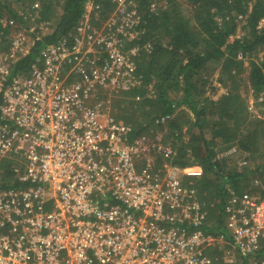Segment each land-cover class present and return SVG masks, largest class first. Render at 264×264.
I'll list each match as a JSON object with an SVG mask.
<instances>
[{"label": "built area", "instance_id": "obj_1", "mask_svg": "<svg viewBox=\"0 0 264 264\" xmlns=\"http://www.w3.org/2000/svg\"><path fill=\"white\" fill-rule=\"evenodd\" d=\"M109 1L103 14L88 0L75 30L5 87L32 42L14 32L0 52V163L14 160L28 183L0 181V264H264V179L230 196L219 227L193 186L201 168L173 163L170 145L133 137L114 115L113 90L141 83L140 45L125 42L141 11Z\"/></svg>", "mask_w": 264, "mask_h": 264}, {"label": "trees", "instance_id": "obj_2", "mask_svg": "<svg viewBox=\"0 0 264 264\" xmlns=\"http://www.w3.org/2000/svg\"><path fill=\"white\" fill-rule=\"evenodd\" d=\"M87 1L0 0V51L10 49L17 30L35 24L37 31L30 32L29 51L10 60L4 87L11 76L27 74L46 45L75 30ZM95 2L106 10L114 6L109 0ZM185 2L183 7L180 0H138L139 33L125 42L140 45L135 58L141 83L113 90V113L132 126L133 137L146 135L170 145L173 163L201 168L193 186L209 219L217 217L222 225L230 196L250 188L255 176L264 179V117L249 115L239 92L247 84L264 105V0ZM215 72L226 91L211 98L207 90ZM210 87L216 92V86ZM177 110L185 118L179 120ZM233 147L235 153L218 156ZM154 155L159 164L168 158L160 151ZM6 159L0 167L10 168L12 176L15 161ZM13 182V187L28 185L16 178Z\"/></svg>", "mask_w": 264, "mask_h": 264}, {"label": "rangeland", "instance_id": "obj_3", "mask_svg": "<svg viewBox=\"0 0 264 264\" xmlns=\"http://www.w3.org/2000/svg\"><path fill=\"white\" fill-rule=\"evenodd\" d=\"M183 3V7L186 6V2L185 0H180V3ZM106 12H109L107 11L106 9L103 10V14H106ZM20 27H27L26 25H23V26H20ZM35 27L36 25L35 24H30V28L29 29H21V30H17L16 31V34L18 33L23 39L24 41L30 45L31 42L33 41V36L30 34V32H37L35 30ZM46 27V25H45ZM44 27V28H45ZM51 31V30H50ZM233 39V37H232ZM29 48V47H28ZM1 52V51H0ZM248 61L246 60V63H245V66L248 67L247 64H249V62L247 63ZM219 74L218 72H215L213 74V76L211 77V80H210V86H216L217 87V90L216 92L213 91L211 89V87L208 85V90H207V95H210L211 98L215 97L219 94V93H222L223 91H226V88L222 85V83L220 82L219 78H218ZM247 85V84H246ZM243 86L241 87L240 89V93H241V96L244 97V101L246 103V111L248 112V114L252 115L253 117H264V105L260 104L262 99L260 98H256L255 95L252 93V90L247 87V86ZM239 114V112H237ZM242 113H244V111H242ZM245 114V113H244ZM177 116H179V120H181V118H185V114L182 113L181 111L177 110ZM183 129L185 130L186 127H187V124H184L183 125ZM159 133L158 136H162L160 134V131H158ZM241 163V162H240ZM11 169L10 168H2V170H0V181H3V183H5L6 185H11L12 181H13V177L11 176L12 173H10ZM244 189V188H243ZM217 220V217L216 218H212L211 221L213 223H215ZM225 223V217H224V222L222 225H220L219 227H223ZM226 234L229 235L230 234V230L229 229H226Z\"/></svg>", "mask_w": 264, "mask_h": 264}]
</instances>
